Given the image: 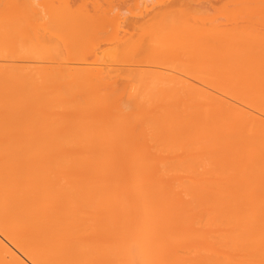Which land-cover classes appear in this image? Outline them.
<instances>
[{
	"label": "bare ground",
	"instance_id": "obj_1",
	"mask_svg": "<svg viewBox=\"0 0 264 264\" xmlns=\"http://www.w3.org/2000/svg\"><path fill=\"white\" fill-rule=\"evenodd\" d=\"M43 1L0 0V264H264V0Z\"/></svg>",
	"mask_w": 264,
	"mask_h": 264
},
{
	"label": "rangeland",
	"instance_id": "obj_2",
	"mask_svg": "<svg viewBox=\"0 0 264 264\" xmlns=\"http://www.w3.org/2000/svg\"><path fill=\"white\" fill-rule=\"evenodd\" d=\"M29 1H31V0H29ZM34 1H35V0H34ZM36 1H37V0H36ZM39 1H40V0H39ZM41 1H43V0H41ZM47 1H50V0H47ZM47 1L44 0L43 2H44V3H47ZM51 1H52V0H51ZM55 1H56V0H55ZM58 1L60 2V3H59L60 6L62 5L61 7H65V5L67 6V5L70 4V2H71L70 0H57V2H58ZM72 1H73V0H72ZM66 2H67V4H66ZM68 2H69V3H68ZM57 4H58V3H57ZM189 72H190V71H189ZM190 73H191V72H190ZM213 73H214V72H213ZM191 74H192V73H191ZM195 74H196V73H195ZM199 74H201V73H199ZM210 74H212V72H211ZM196 75H197V74H196ZM200 76H201V75H200ZM205 76H208V74L206 73ZM211 76H212V75H211ZM211 76H209V77H211ZM213 76H214V74H213ZM213 76H212V77H213ZM215 77H216V76H215ZM213 78H214V77H213ZM212 82H213V81H212ZM193 83L196 84V81H193ZM199 83H200L201 85H200ZM202 83H203V82H202ZM202 83H201V81H198V83H197L196 85H198L199 87L202 86V88H203V84H202ZM251 87H252V86H251ZM254 88H255V89H254ZM253 89H254L255 91H258L259 88H257V86H256V87L254 86V87L251 89L252 92H253ZM256 89H257V90H256ZM248 90H250V89H248ZM242 91H243V90H242ZM251 91H247V90H246V92H245V90H244V91H243V93H245V94H244V98H245V100H246L247 102H249V103H254V102L256 103V101H258L259 98H257V100L255 101V99H254L255 97L253 96L254 94H253ZM255 91H254V92H255ZM250 92H251V93H250ZM256 93H257V92H255V94H256ZM260 93H261V90L259 89V91H258V95H259ZM240 94H241V93H240ZM258 95H257V96H258ZM259 96H260V95H259ZM262 97H263V96H262ZM260 98H261V97H260ZM261 99H262V98H261Z\"/></svg>",
	"mask_w": 264,
	"mask_h": 264
}]
</instances>
